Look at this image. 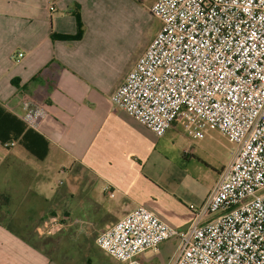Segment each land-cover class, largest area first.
<instances>
[{"label": "crops", "instance_id": "crops-1", "mask_svg": "<svg viewBox=\"0 0 264 264\" xmlns=\"http://www.w3.org/2000/svg\"><path fill=\"white\" fill-rule=\"evenodd\" d=\"M108 5L109 0H0V105L21 117L22 101L28 96L45 108L47 116L36 131L50 143L45 160L26 151L29 156H13L7 167L14 165L16 176L27 186L54 167L72 179L68 191L36 196L42 208L38 217L43 223L52 214L69 215V240L84 247L58 246L55 256L32 248L24 241V228L13 226L29 225L30 215L14 218L10 197V206L0 213V264H120L97 246L100 233L139 206L186 230L195 217L190 206L205 202L231 161L217 173L212 187L199 191L188 174L174 171L168 157L174 151L165 138L169 131H177L181 119L165 136L157 137L113 105V93L146 50L126 66L120 49L128 46L113 41L104 25L112 8ZM80 23L84 30L80 39L60 37L75 36ZM19 53L23 57L17 60ZM187 150L181 154L186 160L192 156L191 150L185 154ZM75 165L84 175L73 169ZM26 197L22 193L17 200L23 204ZM90 230L98 232L96 239ZM77 254H84V263Z\"/></svg>", "mask_w": 264, "mask_h": 264}, {"label": "built area", "instance_id": "built-area-1", "mask_svg": "<svg viewBox=\"0 0 264 264\" xmlns=\"http://www.w3.org/2000/svg\"><path fill=\"white\" fill-rule=\"evenodd\" d=\"M150 10L161 27L113 105L157 137L181 119L193 139L210 125L236 149L205 202L190 206L186 230L139 206L96 244L120 264H145L144 253L171 240L168 264H264V0H156ZM22 110L33 130L47 116L28 96ZM70 224L52 214L38 234L55 236Z\"/></svg>", "mask_w": 264, "mask_h": 264}, {"label": "rangeland", "instance_id": "rangeland-1", "mask_svg": "<svg viewBox=\"0 0 264 264\" xmlns=\"http://www.w3.org/2000/svg\"><path fill=\"white\" fill-rule=\"evenodd\" d=\"M154 0H109V6L112 5L110 17L106 18L104 22L105 27L110 32L114 40L123 41L128 48H121L124 50L121 58L126 61V66L130 67L135 58L139 57L148 48L153 41L157 32L161 27V22L151 13L152 3ZM130 33V36H129ZM177 131H169L166 136V143L169 149L174 153L168 157L172 158V165L174 171H183L188 174L189 180L196 185L199 191L212 187L216 182V175L223 167H225L231 160L236 145L229 141L227 137L221 134L217 129L210 125L204 127V137L199 140L192 139L184 129V122L178 120ZM188 149L192 151V156L189 159H183L181 154L183 150ZM27 154V152L18 144H14L11 149H5L0 145V193L9 195L13 199L11 209L14 218L27 217L30 215L29 225L20 226L13 224L15 229L24 228L23 232L26 235L28 231L37 232L42 225V208L37 205V195L42 194L43 191L48 193L62 189L68 191L67 187L72 180L67 178L66 174L59 172L55 167L49 170L46 174L40 175L32 179L31 186L24 185L16 176V168L14 165L8 164L13 162V156ZM29 156V155H28ZM186 161H189L186 163ZM75 171L79 170L77 165L73 166ZM178 171V172H180ZM80 175H84L82 170L78 171ZM24 181V178H21ZM69 183V184H68ZM30 184V183H29ZM27 195L25 202L22 204L17 200L19 195ZM16 198V199H15ZM60 214V213H59ZM62 214V213H61ZM67 217L69 215L65 214ZM2 218L7 219L10 216L2 214ZM39 218V219H38ZM12 224V223H11ZM91 237L96 239L98 232L90 230ZM72 231L70 229L61 232L55 236L41 237L46 246H42L45 252L55 256L56 247L63 249H83L84 247L79 242L74 243L69 239ZM82 243V242H80ZM86 243V241H85ZM175 241H170L160 246L157 252L149 251L144 253L140 258L145 260H153L161 262L168 260L169 253L176 249ZM79 262L84 263V254L76 255ZM60 262L62 257L59 258Z\"/></svg>", "mask_w": 264, "mask_h": 264}, {"label": "trees", "instance_id": "trees-1", "mask_svg": "<svg viewBox=\"0 0 264 264\" xmlns=\"http://www.w3.org/2000/svg\"><path fill=\"white\" fill-rule=\"evenodd\" d=\"M79 17V16H78ZM84 33L83 26L79 24L78 33L75 36H60L63 39H80ZM0 144L11 149L14 144L20 145L25 151L39 161L47 158L50 151L49 141L38 131L28 128L17 115L7 111L0 105ZM8 145V146H7ZM11 204L9 195L0 193V213ZM24 241L32 248L45 252L42 246H46L43 238L37 232L28 231Z\"/></svg>", "mask_w": 264, "mask_h": 264}]
</instances>
